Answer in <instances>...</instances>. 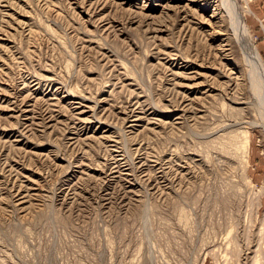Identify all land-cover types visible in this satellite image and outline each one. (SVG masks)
Segmentation results:
<instances>
[{"label":"rangeland","instance_id":"374dc122","mask_svg":"<svg viewBox=\"0 0 264 264\" xmlns=\"http://www.w3.org/2000/svg\"><path fill=\"white\" fill-rule=\"evenodd\" d=\"M209 1L0 0V264H264V0Z\"/></svg>","mask_w":264,"mask_h":264},{"label":"bare ground","instance_id":"6f19581e","mask_svg":"<svg viewBox=\"0 0 264 264\" xmlns=\"http://www.w3.org/2000/svg\"><path fill=\"white\" fill-rule=\"evenodd\" d=\"M122 1V0H121ZM199 1H206V2H208L209 0H189V2H191L192 4L193 3H195V2H199ZM223 1V0H222ZM222 1L221 0H219L218 1V3H219V5H220V7L222 8V9H224L225 7V5H224V3H222ZM97 2V1H96ZM214 2V1H213ZM91 3V2H90ZM121 3V2H120ZM119 3V4H120ZM118 4V5H119ZM209 4H210V1H209ZM95 5V4H94ZM97 5V4H96ZM170 5V4H169ZM203 5V4H202ZM211 5V4H210ZM172 6V5H171ZM171 6H169L168 7V5H167V7L165 8V10L167 11L168 9H172V7ZM90 7H91V4H90ZM101 7V6H100ZM163 7V6H162ZM186 7V6H185ZM216 7V6H215ZM227 7V6H226ZM142 8V7H141ZM141 8H139V9H141ZM164 8V7H163ZM235 8V7H234ZM183 9H184V7H183ZM187 9V8H186ZM217 8H215V10H216ZM213 10V9H212ZM219 10V12L221 13L222 11H220L221 9L219 8L218 9ZM137 12V11H136ZM140 12V11H139ZM162 12V11H161ZM213 13L211 14V15H209L210 17H215V15L217 14V13H215V11L213 10L212 11ZM135 13V12H134ZM142 13H144V12H142ZM186 13H188V12H186ZM185 13V14H186ZM224 12H222V14H223ZM151 14V13H150ZM100 15V14H99ZM145 15V14H144ZM149 16V15H148ZM151 16V15H150ZM232 16H233V18H234V21H235V23H236V25H237V28L240 30V31H242V32H244V34H246L247 35V29H246V26H245V23L242 21V19L240 18V16H238L237 15V12H235V10L233 9V13H232ZM147 17V16H146ZM145 17V18H146ZM182 17H183V15H182ZM185 17V16H184ZM219 17V16H218ZM187 18V17H186ZM214 19V18H213ZM219 19V18H218ZM151 20V19H150ZM233 20V19H232ZM206 21H208V20H206ZM215 21H217V20H215ZM130 22V21H129ZM211 22V21H210ZM212 23H213V21H212ZM212 23H210V24H212ZM159 27V26H158ZM154 29H155V27H154ZM218 30V29H217ZM217 32V31H216ZM220 33V32H219ZM153 38V37H152ZM224 40V39H223ZM223 40H221V41H223ZM247 41H249V40H247ZM227 43V42H226ZM249 43V42H248ZM223 45H225V44H223ZM228 45V44H227ZM226 46V45H225ZM220 49H223L222 48V46H221V48ZM220 52V51H219ZM222 52V51H221ZM223 53L225 54V52L223 51ZM227 53H228V51H227ZM250 55L252 56V59L254 60V62L257 64V65H260L262 62H261V59L259 58L260 56L258 55V53L256 52V50L254 49V48H252V46H250ZM224 56V55H223ZM197 65V64H196ZM199 66H200V64H198ZM117 67V66H116ZM182 69V68H181ZM230 69V68H229ZM261 70V69H260ZM180 72H181V70H180ZM197 72V71H196ZM230 72V71H229ZM183 73V72H182ZM194 73V72H193ZM198 73L200 74V72L198 71ZM231 73H232V70H231ZM230 74V73H229ZM228 74V75H229ZM202 75V74H201ZM223 75V74H222ZM195 76V75H194ZM225 76V75H224ZM227 76V75H226ZM228 77V76H227ZM231 78V77H230ZM229 78V79H230ZM225 80H227V81H230V80H228V79H225ZM228 83V82H227ZM185 84V83H184ZM186 85V84H185ZM228 85V84H227ZM236 85V84H235ZM195 86H196V84H195ZM208 86V85H207ZM210 86V85H209ZM211 86H212V84H211ZM210 86V87H211ZM229 86V85H228ZM227 86V87H228ZM232 86V85H231ZM186 87V86H185ZM213 87H214V85H213ZM233 87V86H232ZM235 87V86H234ZM233 87V88H234ZM191 88V87H190ZM193 88V87H192ZM207 88V87H206ZM215 88V87H214ZM230 88V87H229ZM262 88H263V90H264V77H263V81H262ZM188 89V88H187ZM216 89V88H215ZM197 90H199V89H197ZM209 91V90H208ZM207 91V92H208ZM205 93V92H204ZM195 96V95H194ZM264 97V96H263ZM84 98V97H83ZM196 98V97H195ZM193 99V98H192ZM88 100H89V98H88ZM195 100V99H194ZM197 100V99H196ZM80 101V100H79ZM90 101V100H89ZM263 101H264V98H263ZM192 102H194L193 100H192ZM235 102V101H234ZM191 103V102H190ZM195 104V103H194ZM81 106V105H80ZM177 107V106H176ZM133 110V109H132ZM21 111V110H20ZM25 111V110H24ZM125 111V110H124ZM130 111V110H129ZM133 112V111H132ZM83 114V113H82ZM125 115V114H124ZM131 115V114H130ZM50 116V115H49ZM133 117V116H132ZM79 118V117H78ZM127 118V117H126ZM80 119V118H79ZM95 119V118H94ZM138 119V118H137ZM82 120H83V118H82ZM132 119H130V121H131ZM78 121V120H77ZM84 121V120H83ZM137 121V120H136ZM133 122V121H132ZM131 122V123H132ZM134 124V123H133ZM131 126V125H130ZM133 127V126H132ZM20 199V198H19Z\"/></svg>","mask_w":264,"mask_h":264}]
</instances>
